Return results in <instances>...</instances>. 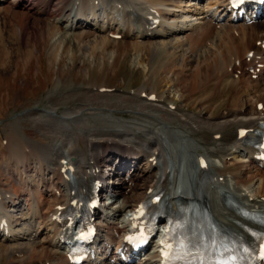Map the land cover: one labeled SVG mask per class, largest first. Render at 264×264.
<instances>
[{"label":"bare ground","instance_id":"1","mask_svg":"<svg viewBox=\"0 0 264 264\" xmlns=\"http://www.w3.org/2000/svg\"><path fill=\"white\" fill-rule=\"evenodd\" d=\"M55 1L40 0L38 4L34 0H14L12 5L43 17L52 15ZM65 4L59 10L60 13L54 14V33H63L64 28H67L75 31L76 37H86L90 45L101 46L107 43L121 46L126 44L125 38H130L127 44L135 49L148 41L147 48L152 54L161 50L163 55L171 58L172 64L164 63V72L172 71L171 66L174 65L173 69L179 68L181 73L188 62L194 61V65L190 67L193 72L190 77L196 80L194 86H190L192 90L202 92L214 81L212 84L216 85V93L207 95L204 100L211 101L214 109L227 101L230 106L211 121L207 117H191L187 122L190 133L209 129L211 139L207 143L213 145L211 153L219 154L218 149L224 148L228 152L226 154L233 155L231 158L236 160L239 156L234 154L240 148L248 156L246 164L249 168L246 176L241 177L224 169L228 165L227 161L222 160L221 168L199 158L194 168L191 167V171L198 176L196 185L183 192L180 189L179 193L176 188L183 186L182 183H174L171 189L168 186L171 179L167 170L171 162H162L163 166L153 162L163 150L157 137L155 140H142L144 145L138 140L128 139L126 144L104 146L102 141L95 139L90 144L92 148L102 147L100 151H92L86 156L81 152L75 162L68 164V171L62 172L60 160L63 166L68 161L63 160L58 152L47 154L43 151L42 157L40 149L28 147L24 141H18L14 136L17 141L16 151H12L8 142L7 145L16 162L25 165L26 159L30 157H34L37 163L49 159L53 168L49 169L48 178L42 177L38 181L41 192L46 193V199L20 185L7 189L0 184V221L6 217L8 223L7 227L0 226V240L7 247L5 251L10 264L14 260L20 264H46L47 261V264H67L59 236L63 229L51 221V217L59 211V206L68 207L73 198L70 189L84 192L91 178L96 176L104 179L106 189L110 188L111 193L121 197L123 206L128 211L136 207L133 195L137 183L144 181L146 188L143 196L146 197V204L141 207L140 212L147 213V206H152L156 213L169 215V238L167 232V236L161 235L164 222L159 237L160 240H172V243L168 241V250L171 248L169 252L174 264H251L255 260L256 249L264 241V177L252 196L227 190L223 177L229 172L234 178V184L241 185L264 174L262 168L251 158L255 148L246 145L254 140L260 129L259 125L264 122V18L250 24L234 20L231 13L227 12L225 0H66ZM151 9L159 12V23L154 27L148 20ZM119 34V41L112 37ZM252 50L254 56L247 60V53ZM259 64L262 66L256 71ZM251 68L253 71L249 72ZM238 69L241 73L235 77ZM254 74L257 77L253 78ZM136 92L141 94L146 90L142 88ZM151 93L155 91L152 90L148 95ZM155 94L158 99L165 100L161 94ZM245 97H249V106ZM215 98L219 99L217 103V100L213 102ZM259 103H262L263 108H258ZM226 128H231V141L223 137ZM240 128H247L248 132L238 139ZM218 135L220 136L217 137ZM229 142L232 145L227 147ZM173 145L177 149V139L173 140ZM114 155L117 162L108 164L111 166L112 176L109 173L106 177L105 171L94 169L99 168L101 160L107 163ZM142 157L145 161L140 167L138 161ZM175 158L177 160L174 164L177 162L180 165L185 162L186 154H178ZM126 166L129 169L121 175ZM155 169L160 171L158 175L155 174L157 171L154 173ZM185 172L187 175L188 170ZM120 180L121 183H118ZM60 185L63 186L62 189H59ZM45 202L48 203L47 210H44ZM136 222L137 229L143 230L145 223ZM107 228L110 231H107L104 239L99 238L96 246L99 249L98 258L89 260L87 264H117V247L122 238L114 248L110 243H113L115 233L124 229L115 225ZM155 246L147 261L157 260L158 248ZM189 246H196L199 253H189L186 250ZM131 263L132 261L121 264ZM137 264L141 263L138 261Z\"/></svg>","mask_w":264,"mask_h":264},{"label":"rangeland","instance_id":"2","mask_svg":"<svg viewBox=\"0 0 264 264\" xmlns=\"http://www.w3.org/2000/svg\"><path fill=\"white\" fill-rule=\"evenodd\" d=\"M36 1L39 4L40 0H34L35 3ZM12 2L14 0L0 2L1 186L12 189L20 185L34 191L37 196L47 197L46 193L41 192L38 181L50 176L48 171L53 168L52 162L45 159L41 161L44 163L39 164L34 157H27L25 165L19 164L12 157V151H16L15 139L24 141L28 147L40 149L41 156L43 151L47 154L58 152V155L67 157L68 166L72 161L75 162L81 152L86 156L92 151H100L102 147L92 148L90 144L95 139L102 141L104 146L126 144L128 139L138 140L144 145L142 140H155L157 137L156 140L163 149L158 164L163 166L165 161L167 164L171 162L167 170L171 179L168 186L171 189L174 183L180 182L183 186L176 188L177 191L181 189L180 192L196 185L198 176L191 170L199 158L221 168L222 160L227 161L228 165L223 167L225 170L241 177L246 176L249 166L246 164L248 156L245 151L239 148L234 154L239 156L236 160L231 158L233 155L226 154L228 152L224 148L218 149L221 153L213 154V145L207 143L211 139V131L206 128L192 134L187 127L191 117H207L211 121L230 106L227 101L214 109L211 101L204 100L207 95L216 93V85L212 84L214 81L202 92L192 90L190 86H194L196 80L190 77L193 73L190 67L194 65V61L188 62L181 73L179 68L173 69L174 65L171 66L172 71L164 72L162 67L165 62L172 64L171 58L163 55L161 50L152 54L147 48L148 41L135 49L127 44L130 38H125L126 44L121 46L114 43L101 46L90 45L86 37H76V32L67 28H64L63 33H54V14L60 13L66 6V0H56L52 6V15L43 17L19 9ZM114 39L121 40L120 37ZM102 86L110 91H99ZM142 88L148 93L153 90L158 95L161 94L165 100L147 101L130 92ZM215 101L217 103L219 99H213ZM170 102L175 105L174 109L168 107ZM245 102L249 106V97H245ZM223 132L224 138L231 141V128H226ZM14 136L17 138L14 139ZM175 139L179 142L177 149L173 145ZM230 145L232 143L229 142L226 146ZM183 153L187 158L185 162L174 164L176 155ZM144 161L142 157L138 165L143 166ZM116 162L115 155L107 163L102 160L99 162L106 177L112 173L108 164ZM60 166L66 167L61 164V160ZM127 169V166L123 168L124 171ZM156 171L155 169L154 173ZM159 173L157 171L155 174ZM261 175L235 185L233 176L226 172L223 177L225 188L252 196L254 189L261 184L264 174ZM60 188L63 186L60 185ZM145 188L144 181L137 183L133 201L141 199ZM107 190L111 191L110 188ZM111 194L102 192L104 206L100 208L98 215L101 237L106 236L110 224L117 228L125 225L127 210L123 207L121 197ZM44 205V210H47L48 203L45 202ZM6 248L0 240V264H10ZM152 251L153 246L141 255L142 261L137 260L133 264L138 261L150 264L146 258ZM12 264L20 263L14 260Z\"/></svg>","mask_w":264,"mask_h":264}]
</instances>
